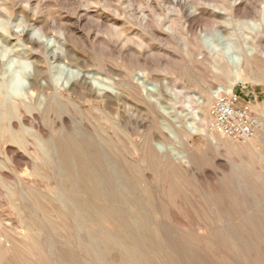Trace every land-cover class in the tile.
<instances>
[{
  "label": "rangeland",
  "instance_id": "obj_1",
  "mask_svg": "<svg viewBox=\"0 0 264 264\" xmlns=\"http://www.w3.org/2000/svg\"><path fill=\"white\" fill-rule=\"evenodd\" d=\"M6 50L34 70L13 99L12 57L0 62V264H264V0H0ZM242 65L247 82L235 91L257 122L254 146L211 133L199 107ZM78 74H90L94 93L68 95L94 117L121 114L134 131L135 146L124 136L125 153L111 154L125 195L102 173L97 193L92 162L81 174L49 146L52 128L92 119L72 107L46 113L51 89L74 87ZM139 78L158 113L132 87ZM97 85L123 100L100 99L109 94ZM165 120L173 151H145L148 137L162 141L154 128ZM6 126L29 134L10 139Z\"/></svg>",
  "mask_w": 264,
  "mask_h": 264
},
{
  "label": "bare ground",
  "instance_id": "obj_2",
  "mask_svg": "<svg viewBox=\"0 0 264 264\" xmlns=\"http://www.w3.org/2000/svg\"><path fill=\"white\" fill-rule=\"evenodd\" d=\"M237 63L239 65V63H241V62L237 61ZM245 68H246L245 66H243V68H241L239 66H235V69H233V70L227 68L225 70L224 74L222 75V77L225 78V80L228 84L222 85L219 87L233 89L239 83H241V84L246 83L247 82V75L245 73V70H246ZM78 75H79L80 79H79V82L76 83L74 87H71L69 89H66L65 86H63V89H57V88L53 89L52 87H51L52 89L49 88L51 90H54L55 93L52 97L53 99L49 102V105L47 107L48 110H46V113H48V114L54 113V110L55 111L56 110H63V108L72 107V108H75V111H76L75 113H81L82 115L87 114L88 116H92V112L90 110L82 109L83 105L81 102H77V101L73 100L68 95L69 93H71V94H78V93L81 94L82 93L83 94L82 91L89 92L91 95L94 93L93 87L91 85H88V81L90 79V74H87V75L78 74ZM36 76L38 77L39 74L36 73ZM135 80L133 78L134 83H135ZM138 80L139 81L136 83L137 85H135L134 83H131L132 87L135 86V88H137V86L140 84L144 88L146 95H147V98L151 101V104L154 107V109L156 110V113H158L159 112V111H157L158 106L155 105L154 103H152V102H154L153 98L149 95V91H151V89H149L146 85H144V81L142 83H140V80H141L140 78ZM35 86H36V83L33 82L31 89H33ZM97 86L99 87V89L102 92H106L105 95L109 94V96H103L100 99H103L106 101L111 100L110 104H116L117 102H120L123 100V96L121 94H119L117 91H115L113 88H110V87L106 88V86L104 87L103 85H97ZM41 89L42 90H46V89L48 90V88H45V87H41ZM87 97H89V96H87ZM28 98H30V97H28ZM210 103H211L210 95L208 93H205L203 98H202V102L199 103L200 110L203 112L204 116L205 115L207 116L209 114V104ZM27 104H28V106L30 104H32V100L30 101V103H27ZM36 104H39V102ZM5 108H6V106H5ZM6 109H7V113H5L4 115H1V119L3 118V119H5V121H8V123H10L11 117H12V110H11V107H7ZM164 114H169V113L164 111ZM118 116L119 117L117 118L116 116H114L111 113L104 114L100 118L92 116V119H88V122H84V121L72 122V124H71L72 127H70V128L65 126L67 123V121H65L63 123V124H65L64 127L61 126V128L57 129V130L55 129L56 127L52 128V130L50 131L51 132L50 135H48L49 140L51 141V142H49V146L51 147V150H53V151L59 150L60 155L71 154L73 156V158H75L74 163L76 164V167L80 170L81 174H83L81 172V168L82 167L84 168V165H87V163H89V161L93 163L92 167L95 169L96 172L93 175H91L90 177L93 180V182L96 183V187L95 186L94 187L96 188L95 191L97 193L100 192L99 190H100V186L102 185V182L104 183V181L100 178L101 173L103 175H105L107 180H109V181H111V183H114L117 185L116 190L119 189L120 193L125 195V193L127 191V185H126L127 181L125 180L124 175L121 172L120 168H118L119 166L116 164V161H114L113 158L111 157V154L122 155L125 153V151L127 149L126 146L117 144L118 141H123L124 136H127L128 139L130 140V143L132 142V144H134V146H135V141L133 140L134 139V135H133L134 131H133V133H130V134L126 133V130L128 129L127 128L128 123L126 124L125 123L126 121H124V119L121 118V114H119ZM5 121H4V123H5ZM160 126H156L154 129L156 130V133L160 136L162 141L158 142L155 139V136L148 137L145 140L146 141L145 146H144L145 151L152 152V153H157L158 151L170 153L171 151H173V149H174L173 146L172 145L170 146L168 142L166 143V141H168L169 139L175 138V133H174L169 121L165 120V121L161 122ZM5 129H7L8 133H9L7 135H11L10 139H14V137H17V135L18 136L20 135L21 137L25 136L24 138H26V135L29 134V131H26L24 129H20L19 131H17V135H16V133H14L11 130L10 126H8ZM35 132H37L38 134H41L44 138L47 136L46 133H44L45 132L44 129H42V128H37V130ZM145 137H147V136H145ZM64 139L67 140L66 142H68V140H71V141H73L74 144H72L69 141L70 144L64 146V145H62L63 143L61 144V142H62L61 140H63L65 142ZM14 140H16V139H14ZM54 142H57V144L55 145ZM254 142H255L254 140L250 141V143L253 144V146H254ZM91 155L93 156V158L90 160H87V157L89 159V156H91ZM180 159L183 162L185 160L184 157H180ZM102 164H104V165H102ZM83 168H82V171L85 170V168L84 169ZM56 171H58V170H56ZM86 171H84V173ZM98 172H100V174ZM107 183H108V181H107ZM110 186H111V184H110ZM114 189H115V187H114ZM114 189H111V192ZM129 190H130V188H129ZM115 192H116V194L117 193L119 194L118 191H115ZM135 202H136V200H135ZM83 224L84 223L82 222V225ZM80 232H82V231H80ZM94 242H95V244H93V247L94 246L96 247V241H94ZM100 243H101V241H100ZM5 245H6V247L9 246V244L7 242H5ZM98 249H97V252H98ZM102 250H101L102 253H107V252H104ZM90 251H93V250H90ZM96 259H98V257ZM135 259H137V258H135ZM103 261H105V260H103Z\"/></svg>",
  "mask_w": 264,
  "mask_h": 264
},
{
  "label": "built area",
  "instance_id": "obj_3",
  "mask_svg": "<svg viewBox=\"0 0 264 264\" xmlns=\"http://www.w3.org/2000/svg\"><path fill=\"white\" fill-rule=\"evenodd\" d=\"M233 89L218 87L213 91L208 129L226 139L248 143L257 135L258 126L250 106Z\"/></svg>",
  "mask_w": 264,
  "mask_h": 264
},
{
  "label": "clouds",
  "instance_id": "obj_4",
  "mask_svg": "<svg viewBox=\"0 0 264 264\" xmlns=\"http://www.w3.org/2000/svg\"><path fill=\"white\" fill-rule=\"evenodd\" d=\"M19 30L17 28V31ZM9 57L12 59L8 63V68L14 75L6 89V94L13 99H23L26 95V89L30 86L28 77L34 69L30 62L19 57H13L10 50L0 52V62H8Z\"/></svg>",
  "mask_w": 264,
  "mask_h": 264
}]
</instances>
